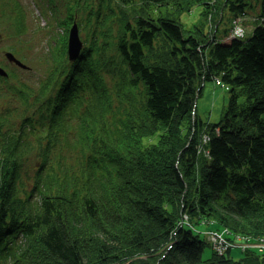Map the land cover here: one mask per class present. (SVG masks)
I'll use <instances>...</instances> for the list:
<instances>
[{
    "label": "trees",
    "instance_id": "16d2710c",
    "mask_svg": "<svg viewBox=\"0 0 264 264\" xmlns=\"http://www.w3.org/2000/svg\"><path fill=\"white\" fill-rule=\"evenodd\" d=\"M11 1L15 13L6 22L19 30L24 23L16 1L6 5ZM48 1L62 29L85 12L80 24L91 40L70 62L58 33L39 80L0 82V100L25 87V103L32 105V121L25 117L14 128L4 119L18 107L0 108V264H90L93 233L101 238L99 264L129 257V264H264V253L238 260L212 253L202 260L201 234L178 227L173 215L152 224L146 262L137 257L149 247L102 250L120 220L147 215L152 222L160 204L176 203L190 222L193 215L213 216V227L264 231V0L222 2L233 19L258 16L248 35L228 41V31L215 26L208 33L197 23L189 29L179 18L194 7L202 16L212 0ZM216 77L228 85V99L219 120L206 122L197 117L195 100ZM153 134L159 138L143 144ZM72 148V161L55 175L64 150ZM35 157L47 158L50 168L32 175L28 187L20 171ZM101 161L108 170L103 179L117 181L122 194L113 212L96 181L86 179L102 172ZM126 251L123 261L116 257Z\"/></svg>",
    "mask_w": 264,
    "mask_h": 264
},
{
    "label": "rangeland",
    "instance_id": "374dc122",
    "mask_svg": "<svg viewBox=\"0 0 264 264\" xmlns=\"http://www.w3.org/2000/svg\"><path fill=\"white\" fill-rule=\"evenodd\" d=\"M17 5V11L21 15L22 21L24 23L23 27L19 30L11 23L8 25H4L0 23V69H13L17 71L16 67L13 65L15 60L7 53L9 50H13L16 54L17 58H21L26 64L32 67V70L26 74H18L22 81L25 83H29L32 85V82H36L39 80L42 75H44L45 69L49 63L51 53L55 50V43L58 38V33L62 36V40L65 42V54H66V43L68 38V33H70L71 29L74 27L77 30V35L79 41L81 42L82 46L79 50L78 55L75 58H70V62L76 61L82 56V51L84 50L86 43L91 40V31L86 26H82L80 23L84 22L85 12H81L79 18L73 20L70 25L66 29H62L57 25L56 19L52 14L51 11V4L48 0H15ZM213 5L212 8H207L201 11L202 16L199 15V8L194 7L190 10L183 11L179 14V18L183 23L184 27L189 29H193L194 23L199 26L201 29L206 30L208 33L211 31L215 26L218 27L220 32L230 31L233 30V34L243 36L248 35L249 31L253 29L257 22V14L248 12L245 15L236 16V23H234L233 17L230 13H228L227 9L221 8L222 2L224 0H212ZM4 1L0 0V16L2 14V3ZM12 1L9 3L8 7L5 9L4 17L8 14H14L15 10L12 9ZM176 10V7L175 9ZM200 17V20H199ZM199 20V21H198ZM198 21V22H197ZM236 24V25H234ZM193 25V26H192ZM231 34H227L223 37L225 41L230 40ZM69 39V38H68ZM164 40V39H163ZM60 41V40H59ZM11 48V49H9ZM67 56V54H66ZM16 77L12 74V80H15ZM21 92H26V88L24 87L22 91L16 90L15 95L12 97V100L15 104L21 103V98L19 94ZM227 90L223 88L221 85L215 84L214 80H208L204 82L202 87L201 93L196 98V113L198 117L204 121L209 122H216L219 120L220 115L222 113L223 108L225 107L228 99ZM12 103H6L0 101V108H5ZM34 104H37L35 102ZM24 114L23 108L19 111L6 115L4 121L7 122H16L18 116H22ZM164 130L160 131V133ZM159 138V134L150 135V138L146 136L143 139V144H148L151 141H155ZM75 148L72 149H65L62 154V159L60 163L57 165L55 175H62L60 174L63 169L67 167V163L72 161L70 154L74 151ZM100 168H102V172L95 173L92 175H86V179L88 177L93 178L96 181V189L97 194L101 198H106L108 201L105 202V206L108 207L112 212L116 210V208H121L120 202L122 199V194L120 192V186L116 185L115 183L107 182V178L103 179V175L108 172L105 168L104 162H102ZM115 169H122L119 164L115 165ZM55 175H52L55 176ZM83 183L85 180H82ZM109 186H108V185ZM81 194L85 193L84 185L80 187ZM145 200V205L147 208H153V205L148 203ZM127 205V204H125ZM123 206V205H122ZM139 210L138 205L136 204L135 211ZM155 216L154 219L151 220L152 222H147L148 217L144 215L140 218H132L125 222L124 220H120L121 226L117 228V232L113 229L108 230L110 227L106 225L107 234L109 233V238H112L113 241L109 239L105 240L103 244L102 250L105 252H112L116 250L118 246L122 247H129L130 245L136 246H143L144 248L149 247V238L152 237L154 228L152 224L157 222L156 220L161 218L163 215L170 217L171 215L177 221L178 227L182 226L183 223L187 225V228L190 229L194 234H200L204 228H213L212 225H208L209 223L217 222L216 217L211 216L210 218L205 217H197L193 215L192 222L189 221L190 216L185 212H179L178 205L176 203H172L168 207L162 206L161 204L158 208H155ZM110 212V211H109ZM120 217L122 219L125 218V214L121 213ZM118 213V214H119ZM133 215V213H132ZM93 220H90L92 223ZM263 232V233H259ZM210 232L201 233L203 242L206 241V238L210 236ZM258 242L261 244L264 243V231H257V234H254ZM175 236V234H174ZM91 241L92 245L91 252L87 258V261H92L90 264H99L98 252L100 245V236L98 237L94 233L91 234ZM156 239V238H154ZM175 240L173 239L172 243ZM257 242V244H258ZM118 243V244H116ZM203 243V252H202V260H206L204 258H209L211 256V246H207ZM209 244V243H207ZM256 244V245H257ZM150 248V247H149ZM211 248V249H210ZM169 251V246L167 247ZM152 249H148L146 252L140 253L139 257L141 261H145L148 258L149 254ZM252 250V246L248 247V251ZM242 254L239 248H233L231 251V256L234 258H238ZM129 252L126 251L124 255H117L116 257H121L120 259L127 258L124 256H129ZM106 257H108L106 255ZM135 258V259H137ZM42 259H37L36 261H41ZM119 260V261H121ZM133 261L132 257H129L124 260L123 264H129ZM159 261V260H158ZM205 262V261H202ZM156 261H153L152 264H155Z\"/></svg>",
    "mask_w": 264,
    "mask_h": 264
},
{
    "label": "water",
    "instance_id": "95a60500",
    "mask_svg": "<svg viewBox=\"0 0 264 264\" xmlns=\"http://www.w3.org/2000/svg\"><path fill=\"white\" fill-rule=\"evenodd\" d=\"M82 44L79 41L78 35H77V30L74 27L71 29L70 34H69V39H68V54L70 58H75L79 50L81 48Z\"/></svg>",
    "mask_w": 264,
    "mask_h": 264
},
{
    "label": "built area",
    "instance_id": "2783aa9c",
    "mask_svg": "<svg viewBox=\"0 0 264 264\" xmlns=\"http://www.w3.org/2000/svg\"><path fill=\"white\" fill-rule=\"evenodd\" d=\"M221 235H222V231L221 232L215 231V232H211V234H210L212 239L215 240V241H218V238H222ZM245 240L247 242V243H245V247L246 246L247 247L252 246V248H254V249L258 250V251H264V243L261 244L260 242H258L257 237L256 238H252L251 240L248 237H246ZM257 242H258V244H257Z\"/></svg>",
    "mask_w": 264,
    "mask_h": 264
},
{
    "label": "bare ground",
    "instance_id": "6f19581e",
    "mask_svg": "<svg viewBox=\"0 0 264 264\" xmlns=\"http://www.w3.org/2000/svg\"><path fill=\"white\" fill-rule=\"evenodd\" d=\"M68 88H69V87H68ZM31 195H32V193H30V192L27 194V196H29V197H30ZM204 217H206V216H204ZM259 247H260V246H259ZM246 248H248V247L246 246Z\"/></svg>",
    "mask_w": 264,
    "mask_h": 264
}]
</instances>
